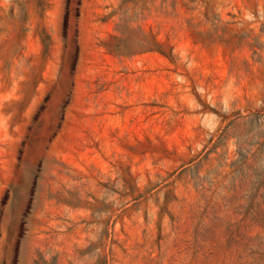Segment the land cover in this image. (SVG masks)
<instances>
[{"label": "rangeland", "instance_id": "rangeland-1", "mask_svg": "<svg viewBox=\"0 0 264 264\" xmlns=\"http://www.w3.org/2000/svg\"><path fill=\"white\" fill-rule=\"evenodd\" d=\"M0 264H264V0H0Z\"/></svg>", "mask_w": 264, "mask_h": 264}]
</instances>
